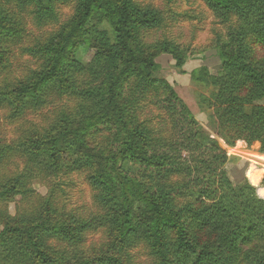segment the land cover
<instances>
[{
  "label": "trees",
  "instance_id": "trees-1",
  "mask_svg": "<svg viewBox=\"0 0 264 264\" xmlns=\"http://www.w3.org/2000/svg\"><path fill=\"white\" fill-rule=\"evenodd\" d=\"M68 1L0 0V110L16 127L15 140L0 139V264H137L138 248L147 264H264L261 174L233 185L228 153L152 77L160 54L185 64L177 48L141 43L159 13L131 0H74L72 17L44 31L57 22L53 5ZM202 2L225 33L218 73L192 75L210 89L201 104L225 145L258 144L264 155V0ZM29 8L39 35L24 29ZM15 47L33 68L13 63ZM63 99L72 108L54 105ZM143 103L167 127L141 120ZM53 105V118L33 125ZM75 173L92 193L80 213L59 207L52 184ZM52 179L46 196L33 189ZM95 234L104 237L96 246Z\"/></svg>",
  "mask_w": 264,
  "mask_h": 264
},
{
  "label": "rangeland",
  "instance_id": "rangeland-1",
  "mask_svg": "<svg viewBox=\"0 0 264 264\" xmlns=\"http://www.w3.org/2000/svg\"><path fill=\"white\" fill-rule=\"evenodd\" d=\"M4 1V0H2ZM141 7H149L159 13L161 22L157 28L142 31L140 41L146 46L166 45L169 48H177L182 53L185 64L182 69L175 66V62L170 54H160L155 58L158 68L152 73L155 79L166 82L188 107L194 115L196 121L200 124L205 136L216 140L221 147L228 153L230 161L225 166L226 173L233 185L239 186L245 181H249L256 175L261 174L260 184L264 183V155L259 153V145L253 144H235L233 147L225 145L218 135L215 128L213 112L202 106V98L208 99L210 89H204L196 84L192 75L206 69L210 75H216L221 68L222 59L219 55V44L225 33V27L218 25L211 12L208 10L202 0H131ZM75 1L69 0L64 4L53 5L56 23L44 27V31L55 32L63 26L73 15V6ZM6 7V5H4ZM31 9L21 13V18L25 22L24 29L33 35H39L38 26L35 25L33 16L28 14ZM20 14L21 9H15ZM37 26V27H36ZM221 40V41H219ZM17 47L13 49L15 64H21L22 67L33 68L35 62L28 57L19 56ZM78 56L84 62L91 57V53L81 48ZM19 67V74L22 75L23 69ZM181 72H183L181 74ZM64 101H55L54 105L70 109L73 103L70 99ZM53 105V107H54ZM46 108L36 115L29 117L33 125H43L44 122L51 120L54 116L56 107ZM140 119L146 121L151 127L161 129L167 127L168 120L165 115L156 111L150 105L143 103L140 108ZM28 127V126H26ZM16 127L11 126L6 120V112L0 110V139L6 143L15 140ZM19 163V162H17ZM83 174L61 175L55 181H40L33 185V189L40 195H47V187L56 185V194L59 197L58 204L60 208L66 210H78L90 208L92 193L88 188ZM90 210V209H88ZM10 214H14V204L8 205ZM1 229V228H0ZM104 241L102 235L95 234L89 239L93 245H99ZM134 261L137 264H147L149 259L144 248H138L132 251Z\"/></svg>",
  "mask_w": 264,
  "mask_h": 264
}]
</instances>
